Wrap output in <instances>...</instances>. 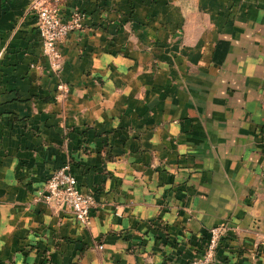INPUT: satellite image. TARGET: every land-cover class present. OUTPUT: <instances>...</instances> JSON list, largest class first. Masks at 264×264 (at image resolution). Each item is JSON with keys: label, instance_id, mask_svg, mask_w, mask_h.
I'll return each instance as SVG.
<instances>
[{"label": "crops", "instance_id": "1", "mask_svg": "<svg viewBox=\"0 0 264 264\" xmlns=\"http://www.w3.org/2000/svg\"><path fill=\"white\" fill-rule=\"evenodd\" d=\"M0 0V264H264V0H62L42 53ZM68 162L88 224L40 196Z\"/></svg>", "mask_w": 264, "mask_h": 264}, {"label": "built area", "instance_id": "2", "mask_svg": "<svg viewBox=\"0 0 264 264\" xmlns=\"http://www.w3.org/2000/svg\"><path fill=\"white\" fill-rule=\"evenodd\" d=\"M49 5L33 11L38 16V30L42 40V53L48 57L52 67L57 68L62 61L60 44L69 32L82 26L84 14L73 9L68 19H63L60 0H46ZM40 196L52 207H67L80 222L88 224L91 211L96 205L94 192H84L80 189L78 179L71 170L68 162L56 168L48 176ZM226 233V225H217L209 230V237L201 255L193 259L190 264H216L217 249Z\"/></svg>", "mask_w": 264, "mask_h": 264}, {"label": "rangeland", "instance_id": "3", "mask_svg": "<svg viewBox=\"0 0 264 264\" xmlns=\"http://www.w3.org/2000/svg\"><path fill=\"white\" fill-rule=\"evenodd\" d=\"M60 1H62V0H60ZM34 5H37L38 6V8L39 7H41V6H45V5H49V3H48V1H46V0H30V4H29V6H30V10L34 13V15L36 16V19H37V27H38V16H37V13L36 12H34L33 11V7H34ZM72 12V11H71ZM70 16V15H69ZM69 18V17H68ZM67 18V19H68ZM63 19H66V18H64L63 17Z\"/></svg>", "mask_w": 264, "mask_h": 264}]
</instances>
